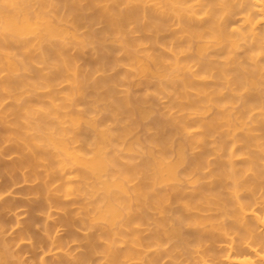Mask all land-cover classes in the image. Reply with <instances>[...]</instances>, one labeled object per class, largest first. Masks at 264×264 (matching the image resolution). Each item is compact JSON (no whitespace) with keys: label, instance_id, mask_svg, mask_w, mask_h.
Listing matches in <instances>:
<instances>
[{"label":"bare ground","instance_id":"bare-ground-1","mask_svg":"<svg viewBox=\"0 0 264 264\" xmlns=\"http://www.w3.org/2000/svg\"><path fill=\"white\" fill-rule=\"evenodd\" d=\"M22 243L264 264V0H0V264Z\"/></svg>","mask_w":264,"mask_h":264},{"label":"rangeland","instance_id":"rangeland-1","mask_svg":"<svg viewBox=\"0 0 264 264\" xmlns=\"http://www.w3.org/2000/svg\"><path fill=\"white\" fill-rule=\"evenodd\" d=\"M163 102H166L165 100H163ZM10 158V157H9ZM12 158V157H11ZM11 158L10 159H8V161L9 160H11ZM16 212H18V213H16ZM15 213L19 216V215H21L20 213H22V215L21 216H19V219L20 220H26L27 218V214H23V213H25V210H23V209H19V210H17ZM14 214V213H13ZM13 214H9L8 215V217L9 218H11V219H14V217H13ZM13 221V220H12ZM17 228V227H16ZM39 228V227H38ZM18 229V228H17ZM17 229H13V231H9L8 233H7V240H9V241H14V238H16V236H17V233H16V231H18ZM12 230V229H11ZM15 230V231H14ZM62 230V233H60L61 235H63V234H65V231H64V229H61ZM19 234V233H18ZM11 239V240H10ZM25 243V242H24ZM24 243H22L19 247H18V245L17 246H15L16 248H15V250L17 251V252H20V253H17V254H19V255H21L20 257H22V259L21 260H23V262L25 263V264H34L36 261H34V259L41 253V251L38 249H35V251H33L30 247H28L29 246V243H28V246L27 245H25ZM18 247V248H17ZM33 251H31V250ZM14 250V251H15ZM38 251V252H37Z\"/></svg>","mask_w":264,"mask_h":264}]
</instances>
